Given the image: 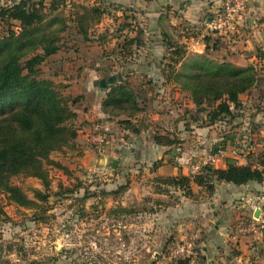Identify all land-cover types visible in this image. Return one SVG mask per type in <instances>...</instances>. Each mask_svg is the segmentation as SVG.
<instances>
[{"label": "rangeland", "instance_id": "374dc122", "mask_svg": "<svg viewBox=\"0 0 264 264\" xmlns=\"http://www.w3.org/2000/svg\"><path fill=\"white\" fill-rule=\"evenodd\" d=\"M12 1L0 0V7ZM65 1L66 5L55 14L74 16L75 4H97L105 10L100 24L90 30L88 39L77 33L72 21L68 22L71 27L61 35L60 50L37 66L40 76L52 82L64 97H83V102L73 106L77 117L72 123L79 129L78 136L73 147L51 154V159L66 169L46 165L50 179L48 191L36 177L19 174L11 178L12 184L31 199H35L36 190L46 193L47 203L43 204L46 212L20 206L7 194L0 193L5 212L0 217V264H180L184 258H171L170 252L181 241L194 244L193 257L196 258L189 264H199L204 254L211 259L206 249V240L212 239L207 237L209 225L196 222V225L181 228L185 222L177 221L178 213L167 208H176L186 201L175 193H168L163 200L153 193L148 194L149 182L154 177L152 170L159 173L163 166L169 169L174 166L182 173L186 170L191 174V166L211 154L216 146L223 149L220 142L226 141L227 135L238 144L227 147L230 141L224 142L223 151H231L237 158L241 155L234 152L239 146L245 150L242 158H246L249 149L262 151L258 146H251L260 132L250 117L253 111L264 108V95L260 94L261 100L260 96L246 100L248 102L241 104L233 118L209 124L207 113L199 112L188 94L170 92V85L166 87L168 91L153 86L144 73L134 70L130 64L157 54L158 59L163 60L161 63H165L159 66V71L164 76L172 72L168 67L171 54L167 48L154 50L146 44L139 48L127 45L131 37L148 27L142 1L151 0ZM45 2L49 10L51 2ZM11 30L18 31L16 24H1L0 37L9 36ZM165 42L177 43L187 50L181 39L167 38ZM221 43L219 41L218 46ZM223 54V51L210 52L209 57L220 62ZM179 69L177 66L175 71ZM115 77L140 94L143 110L137 116H104L98 112L101 99L112 84L108 82ZM261 111L258 117H264V110ZM124 121H131L135 127L127 129ZM96 132L108 140L104 151L91 140ZM255 132L257 136H252ZM156 134L177 141V155L166 158L165 164L164 158H158L162 153L149 144ZM172 150L173 146L168 151ZM111 151L114 153L110 158L118 160L116 169L108 163L103 167L102 159ZM121 186H126V191L114 194ZM250 189L251 193H259L252 186ZM233 205L236 214L230 229L241 219L251 220L253 214V209L245 213V209L237 208L242 205V196ZM210 227L212 231L213 224ZM261 239H256L254 244L259 246ZM233 246H229L231 254L238 251ZM253 246H249V253Z\"/></svg>", "mask_w": 264, "mask_h": 264}, {"label": "trees", "instance_id": "16d2710c", "mask_svg": "<svg viewBox=\"0 0 264 264\" xmlns=\"http://www.w3.org/2000/svg\"><path fill=\"white\" fill-rule=\"evenodd\" d=\"M50 2L49 10L45 0H13L0 7V25L16 24L18 28V31L11 30L9 36L0 37V193L7 194L20 206L36 207L40 212H46L43 205L47 203L46 193L36 190L35 199H31L12 184L11 178L19 174L36 177L49 190L46 165L66 169L60 162L52 160L51 154L74 146L79 129L72 123L77 117L73 106L83 102V97H64L52 82L40 76L37 66L60 50L61 35L71 27L68 22L72 21L77 33L88 39L90 30L100 24L105 14L100 5L75 4L74 16L63 17L55 12L64 7L66 1ZM223 40L213 34L205 36L203 53L187 52L177 43H167L171 54L168 67L172 71L169 79L191 97L199 112L207 113L209 124L233 118L234 111L241 107L240 95L260 82L259 71L253 65L239 67L227 60L219 62L209 57L208 51ZM127 43L130 48L134 45L139 48L141 31ZM39 49L43 52H36ZM177 66L180 69L175 71ZM115 79L108 82L112 84L102 103V111L110 116H137L143 110L140 94L124 80ZM124 123L127 129L135 127L131 121ZM152 141L164 147L177 143L163 134H156ZM221 145L223 149L226 147L224 142ZM223 149L216 146L212 154ZM237 150L238 155L245 154L240 146ZM246 153L244 164L235 157H228L226 168L207 165L194 175L182 173L175 177H157L158 192L177 187L183 189L186 196H192V185L213 194L216 184L221 182L237 186L263 182L264 151L249 149ZM125 191L126 186H121L113 193ZM4 213L0 203V217ZM192 260L193 257L184 258L180 264H189Z\"/></svg>", "mask_w": 264, "mask_h": 264}, {"label": "crops", "instance_id": "0c3cea01", "mask_svg": "<svg viewBox=\"0 0 264 264\" xmlns=\"http://www.w3.org/2000/svg\"><path fill=\"white\" fill-rule=\"evenodd\" d=\"M142 2L144 10H146V26H148L144 31L140 30L142 45L146 44L150 49L154 50H165L166 48L168 50L165 39H181L184 44L194 41L196 42L198 50L201 52L205 51L203 39L205 36L210 35V33H208L207 24L213 17L216 9L220 6V0H151L150 2ZM144 35H146V37H144ZM224 40L220 46H217L215 49H210L208 53L223 51L224 54L221 61L227 60L239 67L253 65L259 71V85L240 95L241 104L247 103L250 101L248 99L258 97L260 94L264 95V0H252L247 6V11L239 29V33L233 39ZM259 52L261 54H259ZM243 54H246V56L244 57ZM151 55L153 54L149 55L150 58L148 57L145 60L140 59L130 64L132 67L134 66V70H140L144 73V76H147V82L153 83V86L157 88L162 87L163 90L168 91L166 87L170 85V92H182L179 86L174 83L173 79H169V75L164 76V74L159 71V66H164L165 64L161 63L163 60L158 59L159 57L157 54H155V56ZM234 58L236 59L232 60ZM94 85H97V83L95 82ZM109 87L110 85L107 87V93ZM107 93L104 98L101 99L100 109L98 110V112L104 116H110L102 111V103L106 99ZM261 99L262 96H260V100ZM262 104L264 105V102H262ZM261 110H264V108L262 107L257 111H253L254 113L250 117L251 123L260 132V134H258L259 137L254 139V143L251 146H253V148L258 146L264 151V117H258V115L262 113ZM252 136H257V133H252ZM229 141L230 144H227ZM223 142H226L227 147L231 144H238V141H233L231 135H227L226 141ZM149 144L155 146L156 150L162 153L158 155V158H164V164L167 161L166 158H174V156L177 155L175 150L176 144L172 145L173 150L170 152L168 150H170L172 146H159L154 142H150ZM111 153L114 152L111 151L108 155L103 157V167H106L107 163L115 159L110 158L112 155ZM228 157H235L240 164L246 162V160H244L245 158L241 156L237 158L231 151H224V154L217 160L214 166L226 168V158ZM183 173H186V170ZM152 174L154 177L149 182L148 194L153 193L155 197L162 198L163 200L168 193H175L177 195L180 194L182 201H186L183 205L177 204L178 206L176 208H167L169 211L178 213L179 218L177 221L185 222L180 225L181 228L196 225V222L204 226L209 225L207 237H212V239L206 240V244L208 245L206 249H208L212 257L210 259L208 254L202 255L201 259H199V264H264V262H262V260L264 261V250L261 251L264 238L260 240L261 244L258 242L259 246L254 244L256 239L252 238V236L241 238L237 242V246L240 248H236V245L229 235L230 224L235 219L236 214V207L233 205V202L237 198H241V196L242 205H238L237 208L245 209V213L253 209L252 216L258 211L259 216L264 218V181L259 184L252 182L241 186L224 182L217 183L216 190L213 194H208L203 188L192 185L193 197H195L188 196L192 198L188 199V197L184 196L185 192L181 188L167 187V191L162 193L156 190L159 186L156 178L163 176L175 177L182 174V171L178 167L173 166L169 169L167 166H163L162 169L160 168L159 173L157 170H152ZM255 185L259 187L256 188ZM251 186L259 193H251ZM130 190L131 188L129 191ZM239 204H241V202ZM210 224H213L212 231H210ZM230 245H235L233 247L238 251L231 254L229 249ZM250 245H254L250 251L251 253H249L248 250ZM195 258L194 256L193 260Z\"/></svg>", "mask_w": 264, "mask_h": 264}, {"label": "built area", "instance_id": "2783aa9c", "mask_svg": "<svg viewBox=\"0 0 264 264\" xmlns=\"http://www.w3.org/2000/svg\"><path fill=\"white\" fill-rule=\"evenodd\" d=\"M252 0H220V6L214 12L213 17L207 24L208 33L221 37L222 39H233L238 33L244 20L247 6ZM205 44V43H204ZM188 51L203 53L197 49L196 42L185 44ZM91 140L104 151L108 140L102 133L96 132ZM239 152V150L234 153ZM224 154L223 150L209 154L202 160L193 164L190 168L192 175L200 173L207 165H215L217 160ZM229 235L234 244L241 238L254 237L264 238V218L253 215L251 220L245 222L242 219L229 229ZM171 258H189L194 255V244L192 241H181L176 244L170 252Z\"/></svg>", "mask_w": 264, "mask_h": 264}, {"label": "water", "instance_id": "95a60500", "mask_svg": "<svg viewBox=\"0 0 264 264\" xmlns=\"http://www.w3.org/2000/svg\"><path fill=\"white\" fill-rule=\"evenodd\" d=\"M108 165L112 168V169H116L118 166V160L114 159L112 162L108 163ZM256 217H259V213L258 211L255 214Z\"/></svg>", "mask_w": 264, "mask_h": 264}]
</instances>
